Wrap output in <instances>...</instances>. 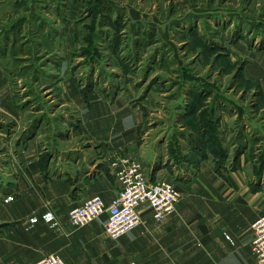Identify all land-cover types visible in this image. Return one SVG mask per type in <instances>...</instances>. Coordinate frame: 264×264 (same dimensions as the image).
<instances>
[{
	"label": "rangeland",
	"instance_id": "374dc122",
	"mask_svg": "<svg viewBox=\"0 0 264 264\" xmlns=\"http://www.w3.org/2000/svg\"><path fill=\"white\" fill-rule=\"evenodd\" d=\"M0 71V169L29 137L64 142L70 84L125 94L156 163L223 173L242 156L264 184V0H0Z\"/></svg>",
	"mask_w": 264,
	"mask_h": 264
},
{
	"label": "crops",
	"instance_id": "0c3cea01",
	"mask_svg": "<svg viewBox=\"0 0 264 264\" xmlns=\"http://www.w3.org/2000/svg\"><path fill=\"white\" fill-rule=\"evenodd\" d=\"M0 82L2 88L8 82L1 71ZM68 86L62 96L78 122L64 142L50 155L29 137L22 160L10 158L0 169V264H34L51 254L64 264H257L250 226L264 215V184L255 188L242 156L223 173L211 157L195 173L165 167L145 140L142 112L125 94L111 101L92 90L84 98ZM112 156H128L150 181L170 182L179 193L175 211L162 221L141 205L142 223L116 240L104 235L105 214L82 228L68 220L72 208L93 196L111 203L118 191Z\"/></svg>",
	"mask_w": 264,
	"mask_h": 264
},
{
	"label": "built area",
	"instance_id": "2783aa9c",
	"mask_svg": "<svg viewBox=\"0 0 264 264\" xmlns=\"http://www.w3.org/2000/svg\"><path fill=\"white\" fill-rule=\"evenodd\" d=\"M109 169L118 183L117 194L108 206L101 197L93 196L72 208L68 214L72 227L82 228L105 214L104 235L116 240L142 223L138 214L141 205L149 206L157 221H162L175 211L179 193L172 183L165 180L150 181L146 177L145 168L128 156H112ZM250 231L252 253L257 264H264V215L252 223ZM34 264L64 262L57 255L51 254Z\"/></svg>",
	"mask_w": 264,
	"mask_h": 264
}]
</instances>
